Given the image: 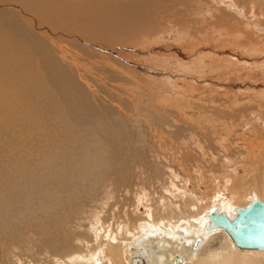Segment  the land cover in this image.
Instances as JSON below:
<instances>
[{
	"label": "rangeland",
	"instance_id": "374dc122",
	"mask_svg": "<svg viewBox=\"0 0 264 264\" xmlns=\"http://www.w3.org/2000/svg\"><path fill=\"white\" fill-rule=\"evenodd\" d=\"M136 1L138 12L128 9L134 0H129L127 6L119 3L104 8L111 13L91 10L79 17L72 31L50 26V21L36 14H30L35 16L31 18L33 23H23L37 36V27H41L72 53L71 58L80 59L81 70L68 69V73L84 94L88 93L86 98L91 104H84L86 110L81 117L85 123L80 117L77 124L60 127L54 136L34 133L33 140L27 142L19 128L12 133L20 136L17 140V135H7L9 130L0 131L4 142L15 141L2 149L8 162H0V180L5 183L0 181V194L8 196H0V264L69 262L74 257L69 256L81 251L82 245L89 251L90 242L99 243L101 233L105 241L119 240V235L115 239L110 233L123 225L130 233L147 235L149 227L143 223L157 220L177 197L187 202L192 198L186 191L189 189L207 197L223 192L225 196L220 198L226 202L230 200V175H241L245 160L252 158L246 153L249 150L260 151L261 159L253 160L264 173V144L260 142L264 138V0ZM15 4L1 2L0 17L27 19L19 14L20 5ZM132 11L138 16H130ZM98 14L125 22L115 23L116 28L111 26L112 32L108 28L111 33L106 32L107 18L100 23L104 17ZM38 19L43 23L38 24ZM95 26L100 28L98 34L93 30ZM80 73L86 81L80 80ZM42 95H32L28 103H39L44 99ZM2 100L0 95V104ZM59 113L56 111L53 117L60 119L63 114ZM2 114L0 106V119ZM36 116L39 113L32 120L39 119ZM263 175L257 176L259 186ZM244 197L247 203L252 195ZM242 201L238 205L245 204ZM213 203L204 201L201 207ZM202 210L195 208L192 212L201 214ZM102 224L104 227H100ZM87 233L92 235L88 239ZM70 241L77 252L74 248L70 254L53 251Z\"/></svg>",
	"mask_w": 264,
	"mask_h": 264
},
{
	"label": "bare ground",
	"instance_id": "6f19581e",
	"mask_svg": "<svg viewBox=\"0 0 264 264\" xmlns=\"http://www.w3.org/2000/svg\"><path fill=\"white\" fill-rule=\"evenodd\" d=\"M128 1L129 0H0V3L1 2H9V3L12 2V4H14V5H16L15 3H17L18 5H20L19 14L25 15V17L27 16V19L25 18L24 21H19L17 19H10L9 20V19H4V18L0 17V95L3 96V100L0 104V106L2 108V112H3V114H2L3 118L0 119V131H2V130L4 131L5 129H7V131L9 130L10 133H8L7 135L10 136V138H15L17 135V138H16V140H17V139H19L20 136H18V134H16L14 136V134H12V133L13 132L15 133L16 131H18L16 129L19 128L21 130L22 134L24 133V135H23L24 138L27 137V142H29L30 139L33 140L34 135L35 136L38 135L39 132H40V134H41V132H43L45 134V136H46V134L47 135L52 134L54 136V135H57V132H58L60 127H66V126L69 127V125H70V128H71V124H73V123L77 124L78 121H80V117L83 114H85L84 110H86V107L84 106V104H87V102H88V104L90 103L89 102L90 99L89 100L87 99L89 97L87 95L88 93L85 92V94H86L85 95L84 90L80 87L81 85L80 86L77 85L75 83L74 79L71 78L72 75L70 76L69 75L70 73H68V69H74V71L77 70V72H79L81 70L79 68V66H80L79 60L80 59L76 60L77 57L71 58L72 53L70 54L66 48L59 45L54 39H52L51 35H47V33L45 31H42L41 27H37V29H40L39 30L40 34H38V36H37V34L31 32L27 27H25L27 24L33 23L32 22V19H33L32 16H34V15H30V14H36L37 16L40 15V16L45 17L48 21H50L49 22L50 26H52L54 24V26H57V27L64 26V27H67L70 29V28L74 27L73 24L77 25V22L80 21L79 20L80 16L82 17L84 14L89 13L91 10L92 11L98 10L99 13H102V10H104V11L107 10L104 8H111V7L114 8L115 5H118L119 3H122L123 6H127L129 3ZM214 1H217V0H214ZM134 2L135 3H133V2L129 3V4H131L128 8L129 10H132V9H133V11L135 9L137 10V8H136L137 7V3H136L137 1L134 0ZM251 7H252V5H251ZM138 8H141V7H138ZM93 9H95V10H93ZM107 11H109V10H107ZM133 11L131 14H129V13L128 14L130 16L132 14L135 15V13L137 14V12L139 10H137V12H133ZM141 11L142 10H140V14H144L143 11H142V13H141ZM129 12H131V11H129ZM96 13H98V12H96ZM109 13H111V11H109ZM103 14H101L102 17H104ZM99 15L100 14H98V16ZM84 16H86V15H84ZM135 16H138V15H135ZM140 16L141 15H139V17ZM89 17H90V15H89ZM102 17H100V18H102ZM121 17H122V15H121ZM93 18H95V17L93 16ZM106 18L107 17L102 18V21H100V19H99L100 23L103 22ZM121 19L122 18H119V17L107 18V20H105V21L106 22L108 21L107 22L108 24H104V25H106V28L104 27L105 31L106 32H110V31L112 32V30L109 29V27L115 26V28H116L117 25L115 23H119V24L124 23L125 19L124 20L122 19L123 21ZM94 20H92V21H94ZM129 20L131 21L133 19H131V17H130ZM129 20H127V21H129ZM57 21H59V23ZM86 21L88 22V20H86ZM38 22H36V23H38V24L43 23V21H40L39 19H38ZM23 23L26 25H24ZM110 23H112V24L114 23V25H112ZM44 24H46V22ZM125 24L127 25V23H125ZM92 25H94V23ZM92 25H91V27H93ZM131 25H133V24H130L129 26H131ZM137 25H139V24H137ZM97 27H96V29L93 28V30H95L98 34L97 29L99 27L98 28ZM131 27H133V26H131ZM107 28L110 31L107 30ZM135 28H137V27L135 26ZM69 29H67V30L72 31L71 29L70 30ZM72 29H75V28H72ZM82 29H83V27L81 28V30ZM126 29H130V28L126 27ZM126 29H125V31H126ZM96 32H92V33L96 34ZM99 32H100V30H99ZM88 33H90V32L88 31ZM91 34H88V35H91ZM116 34H117V32H116ZM99 35H100V33H99ZM111 36H114V35H111ZM108 37H110V35ZM96 38L97 37L95 36V39ZM86 39H87V37H86ZM97 40H99V38H97ZM95 43H97V42H95ZM102 52H104V51H102ZM115 61H117V60H114V62ZM117 63H119V62H117ZM121 64H123V63H121ZM72 67H74V68H72ZM80 80L86 81V78L81 73H80ZM82 86L84 88L83 84H82ZM40 92H42V94L44 95V99L42 101H40L39 103H37V102L35 103L34 101L32 102V104L28 103V101L32 98L31 97L32 95L40 94ZM86 96H87V98H86ZM26 106L29 107L28 108L29 110H27ZM134 108H135V106H134ZM182 108L183 107H181V110H183ZM56 111L63 114V115H59V116H61L60 119H58V117H53V115L56 113ZM51 112H55V113L52 114ZM30 113H31L32 117L30 116ZM36 113H39V117H37L38 115L36 116L39 119L32 120L33 115H35ZM91 114L94 115V113H91ZM87 116L88 115H85L86 120H88ZM46 117H47V119H46ZM82 117L84 118V116H82ZM82 117H81V120L83 119ZM90 117H92V116H90ZM197 117L200 118V115ZM91 120L92 119L89 118V122ZM82 121L84 122V120H82ZM82 121H81V124H83ZM75 124L73 126H75ZM85 125L86 124H84L83 127H85ZM78 126L80 127V125H78ZM86 126L91 127L88 123ZM75 127H77V126H75ZM88 127H87L86 131H88V129H89ZM22 128H25V131H23ZM12 129H14V130H12ZM80 129H81V127H80ZM70 130L72 131V129H70ZM75 131H77V130L75 129ZM79 132H81V131L79 130ZM79 132H77V134H79ZM74 135L77 137L76 132ZM23 136L21 135V137H23ZM0 137H1V135H0ZM71 137H72V134H71ZM50 138H51V136H50ZM98 138H99V136H98ZM0 140H2V139L0 138ZM98 140L100 141V139H98ZM12 141H13V143H15V141L13 139H12ZM12 141L5 140V142L3 141L0 144V145H2V147L0 146V162L1 161L8 162L7 158H5L6 155L5 156L3 155V153L5 152L4 147L10 145V143ZM96 142H98V141H96ZM260 142H262L264 144V138H262ZM99 143H102V142H98V144ZM72 145H74V143L71 144V146ZM2 149H4V150H2ZM41 150H43V148ZM251 151H252V155H251ZM259 152L260 151H256V150L247 151L246 153L250 154L249 158L251 156H252V158H250L249 161L245 160V163L243 165L244 166L243 171H242V173L240 172L241 175H239V174L230 175L229 174L231 177V183L229 185V192L228 191L227 192H228V196H229L230 200H228L226 202L221 200L220 197L223 198V196H225V195H223V194H225L223 192L222 193L216 192L214 196L207 197L206 195H204L202 193L193 192V191H191V189L186 190V191H188V193H190L192 195V198H190L187 202L184 203L183 202L184 199L181 196L177 197L174 200L177 202L173 201L171 207H169L164 213L159 214L157 216L158 217L157 220H155V221L152 220L151 222L148 221L150 223H143V226L149 227L148 228L149 234L145 235L144 232H141L140 234H138L136 231H134L133 233H130L128 227L123 225L116 232L110 233L112 235V237L115 239L117 238L116 236L119 235L120 239L117 240L116 242H111L110 240H107V241L103 240L101 237V235H102V233H101V235L99 236V238H100L99 243H96V242L91 243L90 242L91 244L89 243V245H87V248H89L91 251L89 249H88L89 251L83 250V249H86V247L83 248V245H82L81 251L79 250L78 253L71 254L69 257H71V256H74V257L73 258L71 257L72 259H70L69 262H67V259L64 262L67 264H95L94 262H96V264H264V250L263 249H241V248H238L233 244L232 240L230 239V237L228 236V234L224 230H222L220 228H211V229L206 228V224H207L208 219H209L208 215H207V211H208V208L212 205L218 206L220 211L225 212L230 217H232L234 215L235 208L245 206L247 203H249L253 199H259V200H262L264 202V178L260 182L261 186H259L257 183L258 179H259V177L257 179V176H259V173H260V175L264 174V173H263V171H260V166H258L257 163H254V160H253L256 158H258V160L261 159V157H258ZM25 153H27V152L25 151L24 154ZM28 155H29V153H27V158H28ZM20 156H21V154H20ZM78 156H79V154H78ZM41 158H43V157H40L39 161L41 160ZM244 158H246L245 155H244ZM63 160H66V159H63ZM12 161H13V163H15L17 165V162L15 160H12ZM39 161L37 163L40 164ZM42 161L43 160H41V163H42ZM77 161L79 162V160H77ZM75 163H77V162H75ZM22 164H23L22 162L18 163V165H20V166H22ZM59 164H61V163H59ZM6 165L9 166L8 164H6ZM33 165H35V164H33ZM23 166H24V164H23ZM1 167H2V164H1ZM36 167H39V166H35V167L32 166L31 169L36 168ZM15 168L17 170V167H15ZM13 169H14V167H13ZM71 169H74L73 164H72ZM197 169L198 168H196V170ZM65 174H67V173L64 172V175ZM201 175H202V173H201ZM242 175H244V176H242ZM239 176H242L243 179H237L236 180V178ZM176 177H177V175H176ZM263 177H264V175H263ZM196 179H198V178H196ZM208 180L206 182H208ZM220 180H222V178H220ZM244 180H245V183H243ZM0 181L2 183V179ZM197 181H199V180H197ZM228 182H230V181H228ZM235 182H236V184H235ZM201 183H204V182H201ZM210 183H211V181H210ZM2 184L4 185L5 183H2ZM2 184H0V185H2ZM200 186H205V185H200ZM0 188H1V186H0ZM211 189H213V188H211ZM1 191H3V189ZM210 191L213 192L212 190H209V192ZM170 192H167V193L170 194ZM3 193L1 192V194H3ZM171 193H174L173 190ZM247 193H250L252 195V197L248 199L247 203H245L244 201H246L247 199L244 197V195H246ZM1 194H0V196L2 197ZM169 194H167V195L170 196ZM160 195H159V197H160ZM37 196L39 197V195H37ZM172 196H174V195L172 194ZM7 197L8 196H5L4 199H6ZM174 197H173V199H174ZM213 197H215L214 200L212 199ZM26 198L28 199V197H26ZM35 198H37V197H35ZM144 198H145V196H143L141 198L142 202L144 201ZM171 200H172V198H171ZM204 201H207V202L208 201H214V203L212 205H209V206L205 205V206L201 207V204ZM239 201H242L245 204L241 203L242 205H238ZM108 202H107V204H108ZM179 202H183V203L179 204ZM104 203L105 202H103V204ZM111 203H113V202H111ZM109 205H112V204H109ZM35 207H34V209H36ZM195 208H196V211L199 210V208L200 209L203 208L201 214L199 212L198 213L192 212V210L194 211ZM103 210L105 211V209H103ZM31 211H34V210H31ZM111 211L113 212V210H111ZM78 212H80V211H78ZM104 214H105V212H104ZM68 215H69V213H68ZM127 215H129V214H127ZM113 216L115 217V215H113ZM0 217H1V215H0ZM129 217L131 218L132 216H129ZM160 217H163L165 219L169 218L170 220L175 219L174 221L177 220V222H163V219ZM103 218H105V217H103ZM101 219H99V221ZM133 220L136 221L135 218H133ZM184 220H186L187 222H182ZM39 221H42V220H39ZM1 222H3V220ZM102 222H103V220H102ZM129 222H130V219H129ZM100 227H104L103 224ZM82 232H85V231L82 230ZM82 232H81V234H82ZM89 232H91V231H89ZM64 234H63V236H64ZM79 234H80V232H79ZM87 234H88L87 239L92 236V235L90 236L89 233H87ZM86 235L84 236V238L86 237ZM95 236H97V235H95ZM131 236H133L132 240L129 239V237H131ZM140 236H142V237H140ZM168 237H171V238H168ZM78 239H76V240L78 241ZM167 239H170V241ZM70 242H68V243H70ZM72 242L70 243V244H72V247L68 246V243H67L66 245L68 247H65L66 245L63 247L61 246L62 248L58 247L57 250L55 248V250H53V251L54 252L55 251H57V252L61 251L60 253H62V252L64 253L65 251H68L67 254H70L72 252L73 248H74L73 251L76 250L75 249L76 246L73 247L74 244ZM204 242H205V244H204ZM86 244H88V243H86ZM177 246H180V247H178L176 249ZM77 251H78V249L76 250V252ZM60 253H59V255H61ZM90 253H93L92 256H89Z\"/></svg>",
	"mask_w": 264,
	"mask_h": 264
},
{
	"label": "water",
	"instance_id": "95a60500",
	"mask_svg": "<svg viewBox=\"0 0 264 264\" xmlns=\"http://www.w3.org/2000/svg\"><path fill=\"white\" fill-rule=\"evenodd\" d=\"M207 215L209 219L206 228L224 230L236 247L264 250V202L262 200L253 199L245 206L235 208L232 217L220 211L216 205L208 208Z\"/></svg>",
	"mask_w": 264,
	"mask_h": 264
}]
</instances>
